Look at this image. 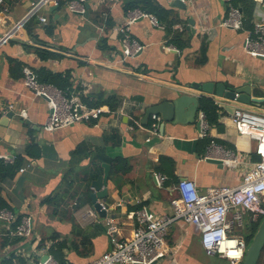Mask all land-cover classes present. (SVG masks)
Returning a JSON list of instances; mask_svg holds the SVG:
<instances>
[{"label": "crops", "instance_id": "crops-1", "mask_svg": "<svg viewBox=\"0 0 264 264\" xmlns=\"http://www.w3.org/2000/svg\"><path fill=\"white\" fill-rule=\"evenodd\" d=\"M39 1L3 0L8 18L0 23V38ZM59 1L58 7L52 1L42 6L12 40L0 45V206L31 216L36 236L11 245L12 227L0 222V264H39L44 256L62 264H89L111 251L104 220L85 216L92 200L79 202L87 187L90 197L94 193L92 182L103 176L104 165L111 174L118 162L101 203L109 206L108 215L116 220L122 239H129L138 226L134 214L143 208L157 217L173 215L171 201L182 179L194 181L200 193L236 187L259 160L255 141L238 132L233 114L216 101L219 86L230 91L248 84L260 103L250 108L264 113V59L244 47L255 23L264 22V11L255 1L252 27L235 31L221 25L228 14L225 0H187L185 9L175 7V0H156L179 15L183 29L167 27L164 21L171 18L166 15H152L161 28L149 18L139 19L131 26V36L142 50L125 62L118 29L127 20V0L113 6L108 0H92L88 17L68 12V0ZM24 67L65 96L89 108L109 106L112 112L57 132L45 130L47 102L24 85ZM208 84L211 94L203 90ZM182 91L192 92L199 101L196 111L184 109L182 122H164L157 113L143 120L152 106ZM202 98L212 99L219 108L216 120L208 121L207 138L198 125ZM22 110L27 119L20 116ZM8 114L12 118L5 124ZM211 141L234 151L241 164L230 168L205 159ZM126 169L129 172L122 173ZM155 173L168 178L161 188ZM56 195L62 202L50 204ZM167 242L169 254L157 264H232L208 256L196 228L182 221L170 227Z\"/></svg>", "mask_w": 264, "mask_h": 264}, {"label": "built area", "instance_id": "built-area-1", "mask_svg": "<svg viewBox=\"0 0 264 264\" xmlns=\"http://www.w3.org/2000/svg\"><path fill=\"white\" fill-rule=\"evenodd\" d=\"M59 6L58 0H40L33 3L26 18L18 22L10 31L0 38V45L12 40L16 33L32 18L40 8L49 2ZM113 6L122 0H108ZM185 3L187 0H180ZM264 11V0H254ZM87 0H72L66 2L68 12L85 15ZM228 6L227 17L222 21V27L235 31L243 30L244 16L235 0H225ZM3 0H0V6ZM7 13L6 9H3ZM103 19L108 14L102 15ZM149 18L153 25L161 28L158 19L139 10L129 11L127 20L118 29L122 35V59L125 62L134 58L142 47L132 38L131 26L139 19ZM47 24L46 18H40ZM182 30L183 26L177 25ZM245 50L256 58H264V22H256L254 30L244 42ZM24 85L34 96L47 102L49 116L44 129L57 132L72 125L98 120L104 113H111L109 106L89 108L82 104L78 98L67 97L52 85L42 84L29 67H24ZM11 110L14 106L10 107ZM20 116L27 119L26 110L20 111ZM233 122L241 135L255 141V153L258 161L253 164L236 187H219L200 193L192 180L182 179L177 185V197L171 201L173 215L157 217L146 208L136 212L138 226L129 239H122L120 228L113 217H110L109 206L100 203V212H106L104 219L106 233L110 238L113 249L106 252L98 260L89 264H153L164 260L169 254L167 242L170 227L178 221L196 228L200 235L202 248L208 256H219L232 264H241L247 252L248 244L238 232L245 227V219L257 223L264 218V113L255 112L244 107L237 108L233 114ZM156 121V116L154 117ZM201 135L208 137L209 122L204 112L200 113ZM155 127V125L153 126ZM217 159L222 164L236 168L241 164L238 155L231 150L224 149L216 142L211 141L205 159ZM5 161L10 159L2 157ZM24 172L25 170H21ZM165 175L155 173L154 181L161 188L167 182ZM120 204L119 206H121ZM85 216L97 220L100 215L93 207L86 211ZM0 222L5 223L10 234L24 240L35 238L33 219L29 215L18 216L14 212L0 206ZM4 224V225H5ZM10 226V227H9ZM14 227V228H13ZM39 264H62L48 257Z\"/></svg>", "mask_w": 264, "mask_h": 264}, {"label": "water", "instance_id": "water-1", "mask_svg": "<svg viewBox=\"0 0 264 264\" xmlns=\"http://www.w3.org/2000/svg\"><path fill=\"white\" fill-rule=\"evenodd\" d=\"M92 0H87L85 7H86V16H89L91 5L90 2ZM53 5L54 3L51 2ZM174 6L177 8L185 9L186 4L181 2L180 0L174 1ZM8 15L7 13H4L2 10V7L0 6V23L1 21L7 20ZM190 26L194 27L195 22L193 20H190ZM194 32V30L192 29ZM264 59V58H261ZM212 85L208 84L203 87V90L207 94H211ZM226 99V100H222ZM216 101L219 103V107L226 110L227 112H230L232 114L235 113L238 106H243L246 109H251V105H259L256 100L252 98V87L248 84H244L241 88H237L234 90L227 91L224 86H219L217 90V96ZM198 97L193 95L192 92L189 91H182L177 94L176 97H173L171 99L165 100L155 106H152L150 109L147 110V113L143 120H147L148 115L151 114H160L162 117V120L167 123H178L182 122L181 119L182 113L184 109H187L189 111H196L198 108ZM252 110V109H251ZM12 118V114H8L7 117L3 119V123L6 124L7 119ZM200 126V122L198 123ZM208 161H211L216 164H222V161L217 159H207ZM105 171L103 176H100L97 180L92 182V188L94 190V193L91 195L92 200V207L96 209L99 212L100 217L102 218V221L106 218L107 214L106 212H100L101 206L100 203L102 200L107 199L108 197V179H109V173L110 168L108 165H104ZM150 212V211H149ZM264 252V218L260 222L258 229L256 233L253 235L250 244L247 248V252L245 254L244 260L241 264H258L260 261V258ZM48 258V256H44L42 258V261H45ZM159 262L156 261L153 264H157Z\"/></svg>", "mask_w": 264, "mask_h": 264}, {"label": "trees", "instance_id": "trees-1", "mask_svg": "<svg viewBox=\"0 0 264 264\" xmlns=\"http://www.w3.org/2000/svg\"><path fill=\"white\" fill-rule=\"evenodd\" d=\"M68 1H72V0H68ZM235 2L243 12L244 25L247 28L252 27L251 21H252V16H253V10L255 7L254 0H235ZM61 5H62L61 2L59 1V6H61ZM134 10H139L145 14H148V15L158 16V17H160V19H161L162 15H166L169 18H171V21L170 22L164 21V23L167 25V27H170V28L177 26V25H180L182 22L178 14H176L170 10H167V11L164 10L157 3L156 0H127L126 3L124 4V11L128 12V11H134ZM177 38H182V35L178 34ZM218 110H219L218 106L214 103V101L212 99H210V98H202L201 99L200 111H203L206 114L207 119L210 123H212L213 121L216 120ZM117 164H118V162L116 164L114 163V165H113L114 168L111 171V174H110L111 177H112L113 173H117V172H115L116 168H117ZM99 169H100V172H102V169L101 168H99ZM129 170L130 169L122 170V173L126 174L129 172ZM84 191H86V192L84 194H82L83 196H82V198L80 197V201H79L81 203V205H85L86 203H90V201H91L89 187H87V189ZM61 202H62V197L56 195L53 197V199L49 203L53 204V205H57V203L60 204ZM80 206H78V207H80ZM258 226H259V223L254 225L251 228V232H249V234H247L246 237H247L249 242L251 241L253 235L256 233ZM75 229H77V227ZM6 238L9 239L11 237L9 235H7ZM13 238L14 239L11 242V245H15L17 243L24 241V239H21L19 237H13ZM55 238H61V236H56ZM58 258L60 259L59 256H58ZM263 263H264V252H263L258 264H263Z\"/></svg>", "mask_w": 264, "mask_h": 264}, {"label": "rangeland", "instance_id": "rangeland-1", "mask_svg": "<svg viewBox=\"0 0 264 264\" xmlns=\"http://www.w3.org/2000/svg\"><path fill=\"white\" fill-rule=\"evenodd\" d=\"M262 219L263 218H261L260 220H259V222H257V223H254V222H250L249 221V216H247L246 217V221H245V227L244 228H242V229H240L239 231L240 232H238L240 235H242L243 237H244V239L246 240V243L249 245L250 244V242L248 241V239H247V234H249V232H251V228L254 226V225H256V224H260V222L262 221ZM5 224V223H4ZM6 225V224H5Z\"/></svg>", "mask_w": 264, "mask_h": 264}]
</instances>
